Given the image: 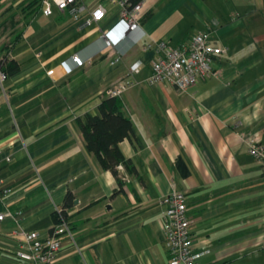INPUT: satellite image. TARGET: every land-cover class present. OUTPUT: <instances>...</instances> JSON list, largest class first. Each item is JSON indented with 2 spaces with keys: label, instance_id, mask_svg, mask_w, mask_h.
<instances>
[{
  "label": "crops",
  "instance_id": "0c3cea01",
  "mask_svg": "<svg viewBox=\"0 0 264 264\" xmlns=\"http://www.w3.org/2000/svg\"><path fill=\"white\" fill-rule=\"evenodd\" d=\"M203 1L144 0L140 27L127 30L119 0H77V16L8 0L14 33L0 58L19 68L0 85V211L19 209L20 226L45 236L70 191L72 235L53 264H168L160 198L173 188L185 193L194 249H208L202 263L264 264V165L247 141L264 143V23L248 14L228 23ZM98 3L104 17L84 24ZM206 27L226 48L213 61L217 75L183 89L148 81L159 40L177 46ZM104 35L120 55L114 63ZM122 78L134 81L119 96L133 135L119 141L129 160L116 164L118 182L76 118L96 113ZM16 224L0 222V264H18Z\"/></svg>",
  "mask_w": 264,
  "mask_h": 264
},
{
  "label": "built area",
  "instance_id": "2783aa9c",
  "mask_svg": "<svg viewBox=\"0 0 264 264\" xmlns=\"http://www.w3.org/2000/svg\"><path fill=\"white\" fill-rule=\"evenodd\" d=\"M77 0H40L42 11L45 14L52 12V5L59 9L69 8L74 16L78 15L80 6ZM144 0L133 2L131 0H119L120 19L127 30L140 27L142 3ZM105 14L103 4H96L83 23L90 24L101 20ZM211 28L206 27L192 34L190 39L177 46H171L167 40L161 39L156 43L157 56L151 61V72L148 81H169L179 89L196 82L202 77L217 75V68L213 61L217 55L226 50L211 38ZM106 47L113 53L110 62L120 59L115 52L110 38L104 35ZM72 60L81 65L83 59L77 55H71ZM136 66L132 65V68ZM49 73L52 69L47 70ZM7 77L6 72L0 66V85ZM134 81L130 78H122L116 84L106 89L111 96H120ZM248 151L264 165V143L255 137L247 139ZM164 204L162 210L161 230L168 248V264H204L200 258L208 253V249L196 250L193 247V234L191 232V217L187 214L185 193L173 188L160 198ZM61 210V208L57 209ZM21 211L6 209L0 211V222L5 216H10L17 224L11 229V235L18 240V247L13 254L18 264H53L58 251L62 246L64 235H72L66 217L60 216V221L53 222L47 235L42 236L37 230L24 229L18 223Z\"/></svg>",
  "mask_w": 264,
  "mask_h": 264
},
{
  "label": "trees",
  "instance_id": "16d2710c",
  "mask_svg": "<svg viewBox=\"0 0 264 264\" xmlns=\"http://www.w3.org/2000/svg\"><path fill=\"white\" fill-rule=\"evenodd\" d=\"M39 1L40 0H33ZM132 3L138 0H131ZM0 66L10 74L19 68V65L12 57L7 55L0 58ZM76 122L81 129L85 145L97 157L103 168L110 169L117 177L118 172L116 164L118 162H126L129 160L119 147V141L127 137L131 139L133 135L132 121L121 110L119 96H111L104 94L101 102L97 106V112H86L82 117H77ZM73 194L67 191L63 198V206L61 210L54 209V221H60V216H66L65 206L71 205Z\"/></svg>",
  "mask_w": 264,
  "mask_h": 264
},
{
  "label": "rangeland",
  "instance_id": "374dc122",
  "mask_svg": "<svg viewBox=\"0 0 264 264\" xmlns=\"http://www.w3.org/2000/svg\"><path fill=\"white\" fill-rule=\"evenodd\" d=\"M7 3L8 0H0V42L3 41L2 48H0V51H2L0 55L4 53V46L8 45L14 33L12 23L15 21L13 19L10 20L9 17H5L7 15ZM200 5L203 11L207 12L206 14L213 13L219 18H226L228 23L235 20V18L247 19L251 16H253L251 19L263 21L264 23V0H204ZM12 13L15 19L17 10ZM246 14H248L247 18H245ZM237 15H240V17ZM262 30H264V27H259L258 33H261Z\"/></svg>",
  "mask_w": 264,
  "mask_h": 264
}]
</instances>
